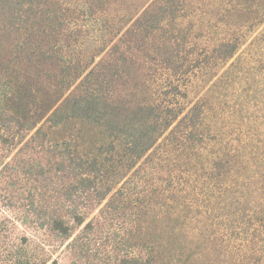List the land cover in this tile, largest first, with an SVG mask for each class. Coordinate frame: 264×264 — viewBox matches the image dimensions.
I'll use <instances>...</instances> for the list:
<instances>
[{
  "label": "trees",
  "instance_id": "1",
  "mask_svg": "<svg viewBox=\"0 0 264 264\" xmlns=\"http://www.w3.org/2000/svg\"><path fill=\"white\" fill-rule=\"evenodd\" d=\"M120 2L0 0V264H264V139L218 111L264 0Z\"/></svg>",
  "mask_w": 264,
  "mask_h": 264
},
{
  "label": "rangeland",
  "instance_id": "2",
  "mask_svg": "<svg viewBox=\"0 0 264 264\" xmlns=\"http://www.w3.org/2000/svg\"><path fill=\"white\" fill-rule=\"evenodd\" d=\"M144 1L145 0H121V2L115 6L113 13L122 15L128 11H133ZM186 3L191 9L196 11H193L194 13L192 16L188 17V20L195 19V16H197L196 19L198 20L205 19L204 21H214L213 18L219 15V8L213 7V0H186ZM75 23V29L84 32L85 36L87 35L89 37L91 35L90 37H94V23L92 22L89 26V21L84 14L80 13ZM201 27L203 28L202 31L206 29H204L205 26L202 24L199 25L200 29ZM259 36L261 37V35ZM258 43L259 42L242 50L243 59L241 60L240 66L244 69L249 67L250 70L247 74H241L239 81L229 87L230 92H228L226 100L223 98L225 101L220 102L221 104L219 105L218 111H221L220 114L222 113L225 119L224 123L231 125V127L234 126L236 130H241L244 135L246 133L255 132V135L262 141L264 139V55L257 47L259 46ZM253 121H257V123L250 125L249 122ZM244 135L242 136L243 138ZM132 183L137 186L136 191H141L139 189L144 184L143 176L140 174L134 175ZM207 258L217 262L216 253L213 251L211 254L209 253V255H207ZM220 258L222 264L229 263H224L225 259H223L222 255ZM202 261L206 263V257L203 258ZM60 264L72 263L68 259H62L60 260Z\"/></svg>",
  "mask_w": 264,
  "mask_h": 264
}]
</instances>
